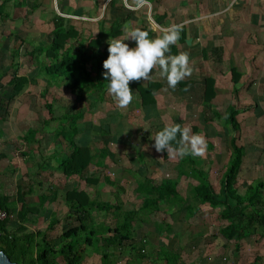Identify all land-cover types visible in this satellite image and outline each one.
Returning a JSON list of instances; mask_svg holds the SVG:
<instances>
[{"label": "rangeland", "instance_id": "1", "mask_svg": "<svg viewBox=\"0 0 264 264\" xmlns=\"http://www.w3.org/2000/svg\"><path fill=\"white\" fill-rule=\"evenodd\" d=\"M54 14L78 29L77 41L109 31L116 20L121 21L120 34L103 36L102 42L125 39L126 28L138 27L155 38L173 24L182 25L185 38L175 44V54H189L192 74L184 80L190 82L173 90L154 70L150 80L139 83L152 91L155 104L143 108L132 89L134 99L124 109L108 94L107 81L95 92L56 84L38 71L50 61L46 45ZM124 43L135 47L130 38ZM13 61L16 66H10ZM14 67L16 74L28 77L15 95L28 103L31 118L23 115L16 125L20 133L0 142L7 149L0 151V197L6 199L11 236L31 235L35 243L43 236L57 249L70 239L62 233L82 223L97 242H83L85 233L79 229L74 264H264V229L225 239L219 230L229 219L222 207L192 194L201 182L218 192L233 136L244 152L236 193L259 183L264 198V0H148L143 7L136 0H0V76L10 77ZM207 75L215 78L211 103L218 115L204 120L201 95ZM227 105L236 109V130L223 120ZM13 111L19 114V106ZM64 114L72 115V121ZM171 123L202 135L204 155L173 158L157 152L151 138ZM168 180L176 181L180 201L142 208L145 193L139 184L158 188ZM21 200L34 208L23 220L17 217ZM243 210L261 213L264 206L244 205ZM120 223L128 225L130 238L111 243L107 239ZM162 251L177 261L163 258ZM55 260L63 263L61 256Z\"/></svg>", "mask_w": 264, "mask_h": 264}, {"label": "trees", "instance_id": "2", "mask_svg": "<svg viewBox=\"0 0 264 264\" xmlns=\"http://www.w3.org/2000/svg\"><path fill=\"white\" fill-rule=\"evenodd\" d=\"M115 22L116 23L109 27V31H99L95 36H89L84 40L77 41L80 39L78 29L73 26H66L63 24L62 18L54 14L51 21V36L46 45V49L50 51L49 55H47L50 61L46 64L44 63L45 61L42 62L38 71L56 84L58 81L62 82V84L71 91L79 90L82 87L94 92L102 90L106 82L103 75L106 70L102 65L103 61L107 59L108 56V44L107 42H102V37L109 36L115 38L120 34L119 25H121V21L116 20ZM184 38L185 28L183 26L178 42L184 41ZM74 42H76V45L71 46ZM12 52L13 50L11 53ZM176 52L175 44L171 45V54L175 55ZM15 53L17 52L15 51L11 57H14ZM11 65L16 66L17 64L13 61L10 66ZM15 71L16 67L13 68V72L7 84L13 91L18 93L24 89L28 83V78L23 74H16ZM189 82V80H182L178 84L184 85ZM214 84L215 78L213 76L207 75L203 77L201 108L204 120L212 118L210 117L212 116L211 113L214 116L218 115L217 112L213 111L211 103L215 95ZM129 87L137 92L139 103L143 108H148V106L155 104V97L147 86H143L139 82L134 81L130 82ZM44 90L45 89H43V91ZM44 107L50 112L51 106L49 103H45ZM224 111V122L229 124L232 129L236 130L238 128V123L235 120L236 109L233 105H227ZM62 116L61 117L68 122L73 119L72 115L69 114H64ZM28 132L30 133L31 131ZM173 145L175 146V142H173ZM228 145L230 148V157L222 172L218 192L214 193L210 185L201 182L202 185L193 189L192 194L198 200L213 205H220L222 207V214L229 219V222L219 230V233L225 239H229L232 236L235 239H239L255 234L258 229H264V211L261 213H252L243 210L244 205L253 206L259 204L264 206V198L260 195L259 187H261V185L259 183L248 185L245 189L246 191L242 195L236 193L234 182L244 152L242 145H238L233 136L229 138ZM162 153L165 154V152ZM66 161V159H63L60 162L63 165ZM81 166L82 163L80 167ZM198 172L201 176L200 171ZM164 183V187L161 186L158 188L152 186L150 182L147 184L141 182L139 184L138 189L145 193V196L141 200L140 206L142 208L150 210L155 209L161 200L173 201L178 199L180 201L175 188L176 181L168 180L164 181ZM0 207H4L1 201ZM76 208H78V206H76L75 209ZM33 209L31 207H26L24 201H21L20 210L17 215L18 219L23 220L25 214L32 212ZM79 219H81V217H79ZM54 221V218H52L50 223ZM79 229L83 230L85 233L83 242L88 245L92 243L96 244L97 239H91V235L93 236L94 232L80 223L62 233V236H70V239L67 243L55 249L43 236L40 237V243L33 242L31 240V235L22 238L11 236L6 229V220L4 219L0 221V251L15 264H58L55 260L57 255L62 257V264H74L79 256V254L73 250L75 237ZM127 229L128 225L126 223L117 224L114 228V233L108 237L107 240L111 241V243H123V241L130 238V231ZM140 251L142 252V248ZM102 255V258L105 259L106 254ZM162 255L163 258L167 260H173V262L177 261L176 255L172 257V254L166 251H162ZM171 257L172 259H170Z\"/></svg>", "mask_w": 264, "mask_h": 264}, {"label": "clouds", "instance_id": "3", "mask_svg": "<svg viewBox=\"0 0 264 264\" xmlns=\"http://www.w3.org/2000/svg\"><path fill=\"white\" fill-rule=\"evenodd\" d=\"M136 4L143 7L148 5V0H136ZM182 27L173 24L155 38H149L148 32L138 27L126 28L125 39L107 41L108 56L103 61L102 66L106 70L103 75L108 82L107 92L118 107L127 108L134 99L133 90L129 87L130 82L148 81L152 78L154 70H158L159 77L166 80L167 86L173 90L179 82L192 74L187 52L171 54V45L179 40ZM129 38L135 42V47L124 43ZM151 140L154 141L152 147L157 152H166L173 158L202 156L206 150L205 138L191 133L188 127H182L179 123L166 125L157 131Z\"/></svg>", "mask_w": 264, "mask_h": 264}, {"label": "crops", "instance_id": "4", "mask_svg": "<svg viewBox=\"0 0 264 264\" xmlns=\"http://www.w3.org/2000/svg\"><path fill=\"white\" fill-rule=\"evenodd\" d=\"M27 77V75H25ZM28 78V77H27ZM9 76L7 74L0 76V142L11 141V138L20 133L16 125L18 123L23 122V115L26 113L29 114L27 118H31V111L28 103L22 102L17 99L18 96L15 95V91L11 89L10 86L7 85V81ZM29 83V80H28ZM14 93V94H13ZM16 97V98H15ZM15 98V99H14ZM17 100V104H16ZM13 106V109L11 107ZM19 106V114H14V109H17ZM11 111H13L11 113ZM16 120V122L14 121ZM29 128H25L24 132ZM7 149H3L0 147V151L5 152ZM20 197V194L18 198ZM0 201L4 204L6 203V199L3 200L0 197ZM23 201V200H21Z\"/></svg>", "mask_w": 264, "mask_h": 264}, {"label": "water", "instance_id": "5", "mask_svg": "<svg viewBox=\"0 0 264 264\" xmlns=\"http://www.w3.org/2000/svg\"><path fill=\"white\" fill-rule=\"evenodd\" d=\"M186 42H188V39H186ZM0 264H15L9 258L2 252L0 251Z\"/></svg>", "mask_w": 264, "mask_h": 264}, {"label": "built area", "instance_id": "6", "mask_svg": "<svg viewBox=\"0 0 264 264\" xmlns=\"http://www.w3.org/2000/svg\"><path fill=\"white\" fill-rule=\"evenodd\" d=\"M6 217H7L6 211L0 207V221L4 220Z\"/></svg>", "mask_w": 264, "mask_h": 264}]
</instances>
